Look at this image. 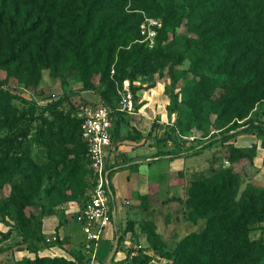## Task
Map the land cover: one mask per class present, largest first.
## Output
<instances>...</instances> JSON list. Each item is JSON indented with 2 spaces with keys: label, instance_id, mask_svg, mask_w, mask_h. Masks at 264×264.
I'll list each match as a JSON object with an SVG mask.
<instances>
[{
  "label": "rangeland",
  "instance_id": "rangeland-1",
  "mask_svg": "<svg viewBox=\"0 0 264 264\" xmlns=\"http://www.w3.org/2000/svg\"><path fill=\"white\" fill-rule=\"evenodd\" d=\"M156 1L163 8L161 16L155 15L156 11H147L148 0H115L108 10L114 15L115 23L108 28L114 39H104V44H119L113 52L114 62L119 50L132 47L139 53V56L136 53L138 63L125 69L126 78L121 84L113 77L114 62L110 67L108 79L113 81L114 88L108 90L107 97L118 114L114 120L117 131L108 161L120 157L122 159L118 163L126 164L129 156L132 161L157 164L149 172L143 170V193L126 204V219L114 231L112 249L114 254L119 251L121 255L117 261L112 257L108 264H174V252L179 243L187 235L206 228V219L191 215L187 199L192 185L211 177L213 170L232 169L238 174L236 200L245 192H250L252 187H264V151H261L264 149V94L255 99L252 92L259 89V80L254 74L250 78H235L229 82L230 75L240 70H233L231 63L242 48L241 45L234 47L228 43L229 36L231 39L240 37L239 26L233 24L240 15V9L247 17L246 25L242 26L247 29L249 48L248 58L241 67L251 72L252 65L257 63L253 60L264 62V54L263 60L258 59L260 52L255 49L257 31L264 38L263 0H256L257 5L254 0H220L211 9L207 0L204 4L199 0ZM259 10L262 14L256 13ZM146 19L157 22L151 41L146 40V35L140 30ZM98 30L96 25L94 31ZM202 38L218 41L208 43L202 49ZM126 42L127 47L122 46ZM100 67L98 71L84 72L85 79L92 85L91 90L84 89L83 71L73 61L65 62L57 76L43 70L39 83L30 88L17 77L7 79L6 72L1 69L0 89L25 101L12 100L9 112L0 110V160L4 153L10 151L9 158L29 156L38 165L47 164L49 159L42 145L41 130L45 127L43 119L52 122L53 114L46 107L60 100L57 112L81 120L86 109L101 104L100 94L108 89V82H104L101 76L106 70L104 66ZM261 71L264 73V70ZM132 74L136 76L130 84L129 76ZM201 74L218 82L195 95L193 87ZM124 83H128L132 98L130 113L118 110V90ZM229 99L231 102H228ZM15 135L25 136L23 145L18 149L8 141ZM26 145H29L27 154ZM235 145L249 151L250 155L251 147L255 146L254 158L258 166L246 160L231 163L229 147ZM178 158H182L184 166L173 171L170 163ZM127 165V168L137 172L139 164ZM123 167H115L110 172L112 190L113 176L122 173ZM85 170L88 171L84 176L85 190L76 197H72L70 191L61 194L60 188L52 195L45 193L55 182L46 172L40 192L25 208L26 216L32 217V228L36 232L41 223V233H44L45 217L51 216L58 221L56 230L46 236L57 237L67 255L50 258L63 257L74 261L72 255L81 264L92 260L96 246L88 240L76 219L90 202L95 185L91 166L86 164ZM18 179L15 176L2 184L0 181V233H9L6 240L0 236V264L34 258L25 250L26 244L17 232L16 207L12 204L11 192L13 183ZM248 227L249 239L264 245V222L253 221ZM59 229L62 231L61 238ZM164 253L170 259L164 258ZM49 254L61 255V252ZM260 264H264V258Z\"/></svg>",
  "mask_w": 264,
  "mask_h": 264
},
{
  "label": "trees",
  "instance_id": "trees-1",
  "mask_svg": "<svg viewBox=\"0 0 264 264\" xmlns=\"http://www.w3.org/2000/svg\"><path fill=\"white\" fill-rule=\"evenodd\" d=\"M113 1L115 0H0V70L6 72L7 79L17 77L30 88L39 83L43 70H49L51 75L57 76L59 68L65 62L73 61L83 71L81 77L84 89L91 90L92 85L85 79L84 72L94 69L98 71L100 66H104L106 72L101 76L104 82H108V89L106 93L100 94V100L111 108L116 120L118 113L115 112L107 93L114 88V83L109 81L108 76L114 62L113 52L119 44H104V39H114L111 29H108L115 23L114 15L108 11ZM199 1L206 3L205 0ZM216 1L220 0H207L210 6L208 8L211 9ZM148 2L147 11H156L155 15L161 16L163 8L158 2ZM254 4L257 5L258 2L254 0ZM238 12L240 15L233 24L239 26L240 37L231 39L229 36L228 43L234 47L241 45L242 49L231 63L233 70H240L230 75L229 82L235 78H250L254 74L259 80V89L252 92L257 99L264 94V73L261 71L264 70V62L253 60L257 63L252 65L251 72L241 67L242 62L248 58L249 48L246 40L247 29L242 26L246 25L247 17L240 9ZM256 13L262 14L260 10ZM96 25L99 27L98 32L94 31ZM256 36L255 49L260 52L258 59L263 60L264 38L258 31ZM217 41L218 39H200L202 49L208 43ZM127 44L126 42L122 46L127 47ZM131 48L117 52L113 77L119 84L126 78L125 69L138 63L139 53ZM198 61L201 62V59ZM135 76H129L130 84ZM217 82L216 79L201 74L193 87V94L203 93L208 86ZM12 100L25 101L0 89L1 111L9 112ZM60 102H53L46 107L52 111L53 121L43 119L45 127L41 130V140L48 154L47 164L38 165L29 156L9 158L10 151L4 153L0 160L1 184L15 176L19 177L13 183L11 192L12 204L16 207L17 232L26 244L25 250L34 255L33 259H24L14 264H81L72 255L74 261L63 257H40L38 252L43 249L42 246L62 248V243L55 236V241L46 242L48 236L41 233V223L36 232L32 228V217L25 214V208L40 192L41 181L46 172L55 181L44 191L49 195L57 188L62 190L61 194L70 191L72 197L85 190L84 176L90 171L85 170V165L91 164L87 145L81 138V120L77 121L61 111L57 112ZM262 126L264 128V124ZM116 131L114 121L112 140ZM24 138V135H15L8 141L18 149L23 145ZM250 151L251 155L245 149L231 146L228 152L229 161L233 163L246 160L253 164L255 146ZM28 152L29 145H26L25 153ZM238 185L239 176L232 169L213 170L211 177L192 185L187 204L194 218L206 219V228L202 232L187 235L179 243L174 252V264H260L264 258V245L249 239L248 226L253 221L264 222V187H252L250 192H245L236 200ZM0 236L6 240L9 233H0ZM162 256L170 259L167 253Z\"/></svg>",
  "mask_w": 264,
  "mask_h": 264
},
{
  "label": "built area",
  "instance_id": "built-area-1",
  "mask_svg": "<svg viewBox=\"0 0 264 264\" xmlns=\"http://www.w3.org/2000/svg\"><path fill=\"white\" fill-rule=\"evenodd\" d=\"M155 25L157 22L154 19H146V22L140 25L141 34L146 35V40L151 41L154 37ZM118 94L120 95L119 112L130 113L133 106L128 83H124L122 89L118 90ZM113 114L110 107L101 103L92 109H86L80 123L81 138L88 148L95 185L90 202L76 219L83 233L95 246L104 230L114 222L116 217L114 206H112L114 193L109 181V175L114 166L109 165L108 161L109 152L113 147ZM54 240V236H48L46 242L50 243ZM91 261L84 264H91Z\"/></svg>",
  "mask_w": 264,
  "mask_h": 264
},
{
  "label": "crops",
  "instance_id": "crops-1",
  "mask_svg": "<svg viewBox=\"0 0 264 264\" xmlns=\"http://www.w3.org/2000/svg\"><path fill=\"white\" fill-rule=\"evenodd\" d=\"M257 151H259V149ZM261 151H264V149H261ZM128 158H129L128 159L129 161L126 164L118 163L122 159L120 157H117L115 158L114 161L109 162V165H111L112 167L114 166V168L115 167L121 168L123 166L125 168L123 167L124 170H122V173H118L115 176H113V184H114L113 192H114L115 197H114L112 206H114L116 217H115L114 222L104 230L103 235L101 236V239L99 240L100 242L102 241L103 243L96 244L94 253L92 255L93 258H92L91 264H101L100 262H104V264H108L109 261L112 259V257L115 258L114 259L115 261L118 260L117 258L118 256L121 255V253L117 251L114 254V251H112L114 233H115L114 231L118 228V225L121 224L126 219V215H127L126 204L132 203L136 195L143 193L142 181L145 178L144 175L142 174L143 170H147V172H149L148 171L149 169L157 165V164L147 165L148 163L143 164V162H140V161H132L130 159L131 157L129 156ZM149 159L150 158L145 159L144 161H147ZM181 160L182 158L174 159L173 163H170V165H173V171L184 166L183 165L184 163H182ZM184 161H186V159ZM134 163L139 164V167L137 168V172H135L134 170H130V168H127L128 166L127 164H134ZM253 166H258L256 163V158L253 159ZM58 224H59L58 221L56 219L54 221L53 217L51 216L45 217L43 219V230H44L43 234L47 235V234L53 233L56 230V227ZM58 232H59L58 233L59 238H61L62 237L61 229H59ZM51 252H61V255L49 254ZM65 255H67L66 252L58 247H52L49 249L43 248V250H40L39 252V256L49 257V256H65Z\"/></svg>",
  "mask_w": 264,
  "mask_h": 264
}]
</instances>
